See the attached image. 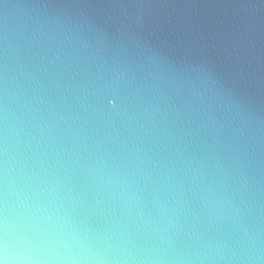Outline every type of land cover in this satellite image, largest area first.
<instances>
[{
	"label": "water",
	"instance_id": "obj_1",
	"mask_svg": "<svg viewBox=\"0 0 264 264\" xmlns=\"http://www.w3.org/2000/svg\"><path fill=\"white\" fill-rule=\"evenodd\" d=\"M6 174L78 264H264V0H0Z\"/></svg>",
	"mask_w": 264,
	"mask_h": 264
},
{
	"label": "clouds",
	"instance_id": "obj_2",
	"mask_svg": "<svg viewBox=\"0 0 264 264\" xmlns=\"http://www.w3.org/2000/svg\"><path fill=\"white\" fill-rule=\"evenodd\" d=\"M62 227L39 193L10 190L6 174L0 196V264H78L80 259H93L73 250Z\"/></svg>",
	"mask_w": 264,
	"mask_h": 264
}]
</instances>
